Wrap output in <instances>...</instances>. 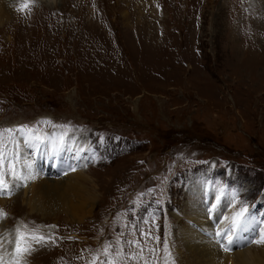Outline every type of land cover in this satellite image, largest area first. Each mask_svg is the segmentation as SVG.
<instances>
[{"label":"rangeland","instance_id":"1","mask_svg":"<svg viewBox=\"0 0 264 264\" xmlns=\"http://www.w3.org/2000/svg\"><path fill=\"white\" fill-rule=\"evenodd\" d=\"M126 1L15 0L10 23H0V129L27 126L14 131L15 145L35 176L87 187L52 188L59 194L43 213L26 204L32 179L0 195L7 241L17 229L55 238L28 239L33 251L20 264H100L106 244L149 230L159 241L145 242L143 258L121 243L115 264H190L177 226L199 228L186 217L196 186L213 194L209 221L214 203L233 197L259 225L248 247L261 248L252 241L264 233V52L245 51L247 22L228 18L244 0Z\"/></svg>","mask_w":264,"mask_h":264},{"label":"bare ground","instance_id":"2","mask_svg":"<svg viewBox=\"0 0 264 264\" xmlns=\"http://www.w3.org/2000/svg\"><path fill=\"white\" fill-rule=\"evenodd\" d=\"M124 1H126V0H124ZM131 4H132V0H131V2L129 0L126 1V7L129 5L131 6ZM244 4H245V6L242 7V11L237 10L238 4L237 5L231 4L229 6L230 7L228 10L229 11V14H228L229 22L232 26H234V24H236V21L239 23L240 22H243V23L247 22L246 24H248L247 25L248 27L246 26V24L243 25V29L245 31L250 32L247 35V38L250 39L253 37V39L256 40L257 42H255L254 44L249 43V40L246 38L248 47H250L251 49L245 46L247 48V49L244 48L245 51H250L253 53H255L256 51L258 53L264 52V0H244ZM227 6H228V4H227ZM15 8H17L15 5V0H0V23L1 24H4V23L7 24L8 21L10 23V20H11V17H13V13H14ZM124 16H126L128 18V21H129V18H131L130 12L125 13ZM241 19H242V21H241ZM250 22L254 26V28L250 27V25H249ZM240 28H242V27H240ZM229 31H231V30H229ZM256 33H257V36L255 35ZM238 37H240V35H238ZM237 40H238V38H237ZM240 41H242V40H240ZM233 43L235 45V42H233ZM217 44H218V42H217ZM242 52H243V50H242ZM239 54L241 55V53H239ZM258 64H259L258 67H260V69L261 68L264 69V65H263L264 62H262V63L259 62ZM38 138L41 141L44 140L43 137H42V139H41V137H38ZM28 140H29V138H28ZM18 146H20V143L18 145H15V151L17 152L16 153L17 154V160H16L17 164H15L16 169H20L23 167V160H24V158H26V157L23 158V156L20 158L21 152H20V149L18 151ZM61 147L63 148V146H61ZM41 148H43V147H41ZM35 149H37V148H35ZM74 156H75V154H74ZM36 165H38V164H36ZM40 165H41V168L43 170L44 169L43 163ZM45 166L47 167V163L45 164ZM26 170H28V172H27L28 178L25 179L26 181L25 180L17 181L16 184H19L20 186L16 187L15 191H17L21 187L23 182H28V180L32 179L33 185L30 188V193L32 194V197H29L28 201L26 202L27 206L29 207V209L31 211L32 210H35V211L38 210L39 212L43 213L44 211L42 210V205L44 206L45 204H46L45 206H47L48 208H50L49 205H51V207H52V204L54 201V196L59 194V192H58L57 194L54 195L52 193V188H53V190H56V189L61 190L62 189V191H64V192H66L68 190H70V191L72 190L75 193L77 191L81 192V191L87 189V187L79 181L80 179H78V181H76V182L75 181L72 182L71 181L72 177H70V181L68 180V182H66L64 184V183H62L63 182L62 180L55 181L54 179L44 178V176L38 177V176H35L36 173L35 174L32 173V169H26ZM59 173L64 174L61 171ZM30 177H34V179L30 178ZM78 177L79 176H76L75 178H78ZM47 186H50V188L48 189V191L46 193L45 190H46ZM60 187H61V189H59ZM64 188H66V190H64ZM195 188H196L195 191L198 195V197H197V203H198L197 209H192L189 213H187L186 217L189 220L193 221V223L196 224V227H199V228L197 230V228H195L193 226H189L190 224L186 225V223L183 221L180 223V225L177 226V228H178L177 232L180 235V240L183 242L184 247L187 250L186 253H189V256H187V257L189 258L188 261L190 262V264H264V242L261 243L262 244L261 248L253 249L252 247H248L249 243L251 242V237H253L255 235V232H257L259 225H257V223L253 222L252 220L249 222L246 219V222L244 223V225L242 227H234V224L239 222L241 215L238 212V208H236V206L234 205L233 197H231V198L229 197V198L224 199L222 201V203L215 202L214 206H213V210H212L211 220L209 221L208 217L210 215H209V213H208V215L206 214L207 213V211H206L207 206H206V202H205L206 200H204V199H211L213 197V194L206 196L205 194L203 195V192L201 191V188L199 186H196ZM215 190H217V189H215ZM51 194H53L54 196H52ZM199 194H200V196H199ZM203 196H205V197L202 198ZM192 198L193 197H189V201ZM212 201L213 200H211V202ZM62 202H63V203H61L62 204L61 206H63L62 208L67 209L68 207H70L69 203L67 201H65V202L62 201ZM43 208H45V207H43ZM244 210L245 209H243L242 211H244ZM67 212H68V210H67ZM248 217H251V216L249 215ZM231 224L233 226L229 227ZM228 229H232L229 237L232 234H235L234 235L235 243L232 245V249L230 251L226 252L222 248H220L218 245L221 242H223V239L221 236L217 235V233H225L226 230H228ZM233 232H235V233H233ZM178 234H177V237H178ZM259 236L264 237V233L262 232V230L259 232ZM235 245H237L238 249H236L234 251L233 247ZM5 248L8 249V247H5ZM8 250H10V249H8ZM232 251H234V252H232ZM7 257L8 256L3 257L5 264L14 263L13 259H11L10 263H9V260H7L9 257L8 258Z\"/></svg>","mask_w":264,"mask_h":264},{"label":"snow or ice","instance_id":"3","mask_svg":"<svg viewBox=\"0 0 264 264\" xmlns=\"http://www.w3.org/2000/svg\"><path fill=\"white\" fill-rule=\"evenodd\" d=\"M47 123H51L50 121ZM22 128H26L27 126H21ZM65 127V126H60ZM7 134V136L5 135ZM37 142H39V138L34 137ZM6 139L9 141V143H5ZM46 142V141H45ZM9 147L12 148L11 153H9L8 149ZM17 160V154L15 151V132L13 129H0V195H10L14 188L19 187V184L9 185L7 182L6 177H12L15 180L23 181L24 179L28 178L25 177V170L30 169V165L25 164L24 167L20 169L15 168V163ZM34 178V177H30ZM7 216V213L4 209H0V220L4 219ZM247 217H243L241 215V218L239 219L238 223L234 224V227H242L244 223L246 222ZM55 227V226H51ZM232 229L226 230L225 233H217V235L221 236L223 239V243L221 244V247L224 251H230L231 246L235 243V238H229V235L231 233ZM17 233H19V229L16 230ZM142 239L139 240H132V241H123V242H117V245H113L111 242L105 245V251L104 254L106 256H109L110 258L106 261L100 262V264H115L114 257L116 255L122 254V249L118 247L119 244L123 243L127 245L129 248L135 247L138 249L139 253L141 254V258L143 252L145 251L144 244L146 241L149 240H155L159 241V237H156L152 234L151 230L147 232H141ZM27 240L32 239L36 242L40 243H48L49 241L55 243V238L52 235L48 236H21L18 234H14L13 239L10 241H7V237H4L3 234H0V264H5L3 259V252L9 251L10 257L15 260L16 264H20V261L18 257L20 255H26L30 254L31 251H33L30 247H21V240ZM5 241H7L8 249L5 248ZM253 243H262L264 242V237H261L260 239H254L252 241ZM165 249H167V245L164 246ZM109 249H115L113 252H109ZM150 252H154L155 249H148ZM170 255V252L168 253ZM135 253H133V258H135ZM99 261V257H94L93 261L90 262V264H96V262ZM153 264H156V262H153Z\"/></svg>","mask_w":264,"mask_h":264}]
</instances>
